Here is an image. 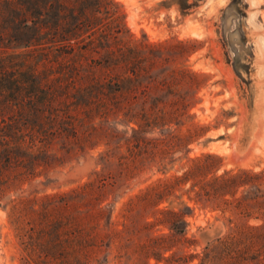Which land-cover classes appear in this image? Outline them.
Instances as JSON below:
<instances>
[{
	"label": "trees",
	"instance_id": "trees-1",
	"mask_svg": "<svg viewBox=\"0 0 264 264\" xmlns=\"http://www.w3.org/2000/svg\"><path fill=\"white\" fill-rule=\"evenodd\" d=\"M121 22L112 0H0V201L7 200L19 264H106L111 248L118 258L125 249L137 262L167 261L172 256L163 254L173 247L170 243L193 242L184 237V218L192 207L187 203L177 211L157 207L186 183L188 202L219 213L229 228L207 241L200 256L181 258L198 257L197 264H264V169L217 174L220 160L212 154L191 159L180 176L158 182L129 201L126 213L137 203L144 208L154 203L150 209L154 217L144 221L143 228L160 226L168 231L150 235L146 243L131 242L122 231L111 229V212L98 198L103 180L45 196L36 210L33 205L28 208L21 196L6 197L32 175L52 141L76 139L75 124L82 122L78 113L91 128L94 120L116 125L120 117L135 135H145L155 125L159 129L171 122L177 125L187 117L189 107L183 102L167 108L154 97L147 102L149 93L167 86L150 77L152 66L146 56H139L137 46H110L120 42ZM74 49L103 51L105 57L90 61L103 74H80ZM51 59L57 70L48 66ZM185 76L198 79L191 73ZM92 112L95 116L90 117ZM198 131L202 128L193 127L184 139L189 141ZM184 139L176 138L177 144ZM133 141L136 146L142 142L139 137ZM125 242H130L127 247ZM102 252L106 255L101 259Z\"/></svg>",
	"mask_w": 264,
	"mask_h": 264
},
{
	"label": "rangeland",
	"instance_id": "rangeland-1",
	"mask_svg": "<svg viewBox=\"0 0 264 264\" xmlns=\"http://www.w3.org/2000/svg\"><path fill=\"white\" fill-rule=\"evenodd\" d=\"M112 1L122 16L123 34L120 42L110 46H137L139 56H146L152 66L150 77L167 86L149 93L147 102L154 97L166 108L183 102L189 107L187 117L177 125L171 122L162 129L155 125L147 134L135 135L120 117L116 125L94 120L89 122L91 128L89 120L78 113L82 122L75 124L76 139L52 141L32 175L6 197L14 200L21 196L28 208L33 205L36 210L45 196L69 193L84 183L103 180L98 198L111 212V229L122 231L121 236L130 237L131 242L146 243L150 235H167L168 231L160 226L143 228L144 221L154 217V203L145 208L137 203L129 213L125 212L127 204L150 186L180 176L191 159L203 154L217 156V174L264 169V0ZM97 52L74 49L73 60L80 65V74H103L90 62L105 57L103 51ZM51 60L48 66L57 70ZM186 73L198 76V82L187 79ZM130 127L135 128L133 124ZM193 127L202 131L185 140ZM138 137L142 142L136 146L133 140ZM176 138L184 142L179 146ZM240 154L244 155L240 158ZM188 187V183L182 185L157 208L177 211L183 203L192 207L184 218V237L193 242L170 243L173 247L163 257L172 258L156 264H197L198 257L192 261L181 257L200 256L207 241L228 232L229 226L219 213L188 202ZM6 202L0 201V264H19ZM120 253L118 258L111 248L106 264H155L152 258L147 263L137 262L125 249ZM104 255L102 252L100 258Z\"/></svg>",
	"mask_w": 264,
	"mask_h": 264
},
{
	"label": "water",
	"instance_id": "water-1",
	"mask_svg": "<svg viewBox=\"0 0 264 264\" xmlns=\"http://www.w3.org/2000/svg\"><path fill=\"white\" fill-rule=\"evenodd\" d=\"M244 154H240L239 157L241 158Z\"/></svg>",
	"mask_w": 264,
	"mask_h": 264
}]
</instances>
